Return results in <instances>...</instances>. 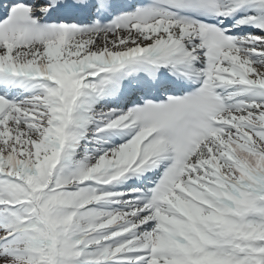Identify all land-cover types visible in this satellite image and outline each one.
Returning <instances> with one entry per match:
<instances>
[{
	"label": "snow or ice",
	"instance_id": "6c2138e0",
	"mask_svg": "<svg viewBox=\"0 0 264 264\" xmlns=\"http://www.w3.org/2000/svg\"><path fill=\"white\" fill-rule=\"evenodd\" d=\"M0 264H264V0H0Z\"/></svg>",
	"mask_w": 264,
	"mask_h": 264
}]
</instances>
